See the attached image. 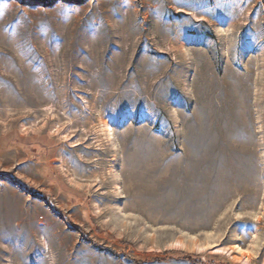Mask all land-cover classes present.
<instances>
[{
	"label": "rangeland",
	"instance_id": "obj_1",
	"mask_svg": "<svg viewBox=\"0 0 264 264\" xmlns=\"http://www.w3.org/2000/svg\"><path fill=\"white\" fill-rule=\"evenodd\" d=\"M45 5L0 0V264H264V0Z\"/></svg>",
	"mask_w": 264,
	"mask_h": 264
},
{
	"label": "trees",
	"instance_id": "obj_2",
	"mask_svg": "<svg viewBox=\"0 0 264 264\" xmlns=\"http://www.w3.org/2000/svg\"><path fill=\"white\" fill-rule=\"evenodd\" d=\"M25 1H28V2L33 3V4L40 3L41 5H43L44 7H46L45 4H47V2H51L53 0H25ZM63 1H69V0H63ZM181 258L184 261L189 262L190 264H203L202 262H200V259L199 258H193V257H181Z\"/></svg>",
	"mask_w": 264,
	"mask_h": 264
},
{
	"label": "bare ground",
	"instance_id": "obj_3",
	"mask_svg": "<svg viewBox=\"0 0 264 264\" xmlns=\"http://www.w3.org/2000/svg\"><path fill=\"white\" fill-rule=\"evenodd\" d=\"M106 131L107 132H111V130H110V128L108 126L106 127Z\"/></svg>",
	"mask_w": 264,
	"mask_h": 264
}]
</instances>
